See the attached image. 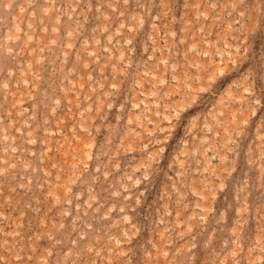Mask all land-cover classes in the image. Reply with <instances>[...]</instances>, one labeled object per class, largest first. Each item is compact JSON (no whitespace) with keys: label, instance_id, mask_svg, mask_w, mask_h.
Masks as SVG:
<instances>
[{"label":"rangeland","instance_id":"1","mask_svg":"<svg viewBox=\"0 0 264 264\" xmlns=\"http://www.w3.org/2000/svg\"><path fill=\"white\" fill-rule=\"evenodd\" d=\"M0 264H264V0H0Z\"/></svg>","mask_w":264,"mask_h":264}]
</instances>
